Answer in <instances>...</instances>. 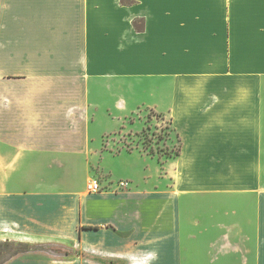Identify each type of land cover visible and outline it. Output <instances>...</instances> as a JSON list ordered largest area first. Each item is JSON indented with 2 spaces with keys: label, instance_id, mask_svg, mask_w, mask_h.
Instances as JSON below:
<instances>
[{
  "label": "crops",
  "instance_id": "crops-1",
  "mask_svg": "<svg viewBox=\"0 0 264 264\" xmlns=\"http://www.w3.org/2000/svg\"><path fill=\"white\" fill-rule=\"evenodd\" d=\"M0 29L46 60L0 100V241L78 251L4 264H264V0H0ZM107 84L176 133L156 187L87 188Z\"/></svg>",
  "mask_w": 264,
  "mask_h": 264
},
{
  "label": "rangeland",
  "instance_id": "rangeland-1",
  "mask_svg": "<svg viewBox=\"0 0 264 264\" xmlns=\"http://www.w3.org/2000/svg\"><path fill=\"white\" fill-rule=\"evenodd\" d=\"M31 38L33 37L27 29H0V100L3 102L6 101L5 95L16 98L17 94L21 95L23 90L30 88L31 80H16L11 77L37 73L39 71L37 63L46 61L39 48L36 50L32 47L36 45L31 44ZM106 52L107 57L111 55L114 58L118 55H115L113 50ZM101 54L103 56V50ZM106 86L108 89L101 87V93L106 101L101 102V110L93 123L96 125L94 126L96 131L114 130L103 138L100 162L90 163L93 177L88 182L97 179L102 185L101 189L109 190L115 187L116 183L119 187L118 182L123 180L128 184L122 188L129 187L130 181L132 188L142 191L151 189L157 185L161 171L162 164L158 162V155L164 159L165 153L171 154L175 151L178 146L176 133L169 120L154 110L138 111L126 118V111L114 108V90L109 89V84ZM97 93L99 96L100 93L98 91ZM12 101L8 99L6 104ZM12 109H15L18 115L21 114L19 108L2 105L0 108L2 120L8 114V110ZM77 182H80V179ZM35 244H41L43 249L24 254L32 257L60 258L65 251H71L66 246L68 244L63 245L60 242L44 241Z\"/></svg>",
  "mask_w": 264,
  "mask_h": 264
},
{
  "label": "trees",
  "instance_id": "trees-1",
  "mask_svg": "<svg viewBox=\"0 0 264 264\" xmlns=\"http://www.w3.org/2000/svg\"><path fill=\"white\" fill-rule=\"evenodd\" d=\"M177 153V149L174 151ZM43 249L41 244L29 243L24 241H1L0 242V264H4L10 259L19 256L21 254L37 250ZM71 251H65L63 256L55 259H65V258H74L77 256L78 251L76 249H70ZM52 258V257H51Z\"/></svg>",
  "mask_w": 264,
  "mask_h": 264
},
{
  "label": "built area",
  "instance_id": "built-area-1",
  "mask_svg": "<svg viewBox=\"0 0 264 264\" xmlns=\"http://www.w3.org/2000/svg\"><path fill=\"white\" fill-rule=\"evenodd\" d=\"M128 184L127 181H123V180H120L118 182V186L120 188L122 187H125L126 185ZM87 188L91 191H99L101 190V186H100V183L97 181V180H93L91 181L88 185H87Z\"/></svg>",
  "mask_w": 264,
  "mask_h": 264
}]
</instances>
